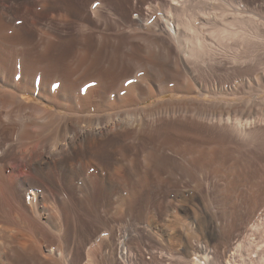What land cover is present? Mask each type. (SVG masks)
I'll return each mask as SVG.
<instances>
[{"label": "bare ground", "instance_id": "1", "mask_svg": "<svg viewBox=\"0 0 264 264\" xmlns=\"http://www.w3.org/2000/svg\"><path fill=\"white\" fill-rule=\"evenodd\" d=\"M203 218L209 251H167ZM231 251L264 264V0H0V264Z\"/></svg>", "mask_w": 264, "mask_h": 264}, {"label": "rangeland", "instance_id": "2", "mask_svg": "<svg viewBox=\"0 0 264 264\" xmlns=\"http://www.w3.org/2000/svg\"><path fill=\"white\" fill-rule=\"evenodd\" d=\"M125 80L126 79L122 80V81H124L123 83L127 82ZM128 83L129 82H127L126 84H128ZM82 84H83V86H82ZM86 84H88V80L82 82L79 86V89H82V88L85 89L86 86H84V85H86ZM23 95L27 101H29V100L30 101H42L37 95H35L33 93L32 94L31 93H24ZM169 97H173L172 93H167L162 98H169ZM38 99H40V100H38ZM156 99L157 98H152V99L148 100L147 102L141 103L140 106L152 104L156 101ZM125 108H126L125 106L122 107L120 105H116V106H112L110 108H105V109H103V111L108 112V113H115L116 111L123 110ZM108 109H111V110H108ZM144 151H146V152H144ZM144 151L141 152L139 155L143 156L144 153H147L150 151L152 152V149H149V150L146 149ZM232 163H234V162L231 161V164ZM233 165L236 166L238 164L234 163ZM238 168H240V167H238ZM179 201H180L179 205H178L179 210L177 212L179 215L176 214L177 215L176 219L173 217L175 219L176 224L182 223L184 221L187 222L189 220L190 221L193 220L194 219V212H195L193 210L196 209L197 201L202 203L201 197L199 195H195L194 197H191V196L181 197V199ZM212 202L210 203V200H209L210 210L213 213H215L216 216H218L220 211L225 212L226 209L227 210H226L225 214H227L228 216L231 214V211H232L231 208L225 209L221 203L214 202L213 200H212ZM220 206H222V207H220ZM228 211H229V214H228ZM206 219L203 218L202 220H200L199 229H201V230L198 233H195L196 235L193 234V232L190 235L189 229H188L189 230L188 231L187 229L180 228V226H178V228H179L178 232L174 234L173 240L171 243H169V247H168L169 249H167V251L169 253H173V254H177V255H182V256L184 255L187 259L195 257L191 251L195 247H196V249L202 247L203 252H201V254H204V251H206V249H207V251H209L208 249L210 247H207V246H211L212 245L211 241H213L219 237L220 231L214 225L215 218L213 220L210 218H206ZM238 221H239V218H237V222ZM194 223L196 224V221ZM209 241L211 243H208ZM203 247H204V249H203ZM125 250H126V248H125ZM126 252H127V250H126ZM238 257H237V253L235 251H231V252L227 253V256L225 257V262L227 264H240V262H239L240 257L239 258Z\"/></svg>", "mask_w": 264, "mask_h": 264}]
</instances>
